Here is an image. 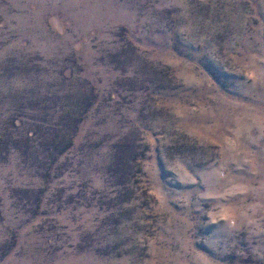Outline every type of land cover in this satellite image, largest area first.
I'll list each match as a JSON object with an SVG mask.
<instances>
[{
    "label": "rangeland",
    "instance_id": "374dc122",
    "mask_svg": "<svg viewBox=\"0 0 264 264\" xmlns=\"http://www.w3.org/2000/svg\"><path fill=\"white\" fill-rule=\"evenodd\" d=\"M0 264H264V0H0Z\"/></svg>",
    "mask_w": 264,
    "mask_h": 264
}]
</instances>
